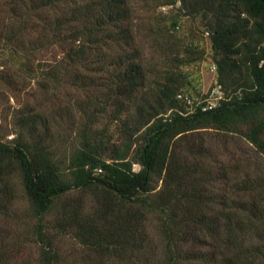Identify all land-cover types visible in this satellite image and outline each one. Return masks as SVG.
Listing matches in <instances>:
<instances>
[{
	"label": "trees",
	"instance_id": "16d2710c",
	"mask_svg": "<svg viewBox=\"0 0 264 264\" xmlns=\"http://www.w3.org/2000/svg\"><path fill=\"white\" fill-rule=\"evenodd\" d=\"M181 2L188 14L201 15L215 85L232 87L216 108L189 114H183L176 93H190L180 67L200 59L196 44L187 41L184 56H166L160 68L155 61L147 70L134 44L130 0L8 2L1 31L8 49L5 65L31 78V53L55 49L60 61L42 76L44 89L51 95L62 86L84 90L86 100L69 103L75 132L66 169L48 148L51 128L41 110L17 118L29 140H0V221L11 228H0V264H253L264 259L260 245L240 248L235 227L264 222L261 190L248 172L240 179L214 155L211 143L214 135L237 134L264 154V0ZM32 16H44L34 38ZM176 23L173 19L172 29ZM107 112L114 127L119 122L113 131L117 142H111V126L99 123ZM18 175L25 200L23 238L17 209L11 210L20 200L13 181ZM152 219L162 244L159 262L147 255Z\"/></svg>",
	"mask_w": 264,
	"mask_h": 264
},
{
	"label": "rangeland",
	"instance_id": "374dc122",
	"mask_svg": "<svg viewBox=\"0 0 264 264\" xmlns=\"http://www.w3.org/2000/svg\"><path fill=\"white\" fill-rule=\"evenodd\" d=\"M8 2L10 0H0V140L4 142H14L16 139L29 140L28 130H24L19 126L17 118L27 110H41L47 114L51 128L46 134L48 148L63 159L62 167L66 169L75 132V128L71 124L73 120L69 112V103L73 101L84 102L86 91L62 86L60 90L53 92L54 95H51L50 90L46 91L44 89L41 83L42 76L49 72L55 63L60 61L59 54L53 53L57 52L55 49H52L53 52H51L50 48L42 47L40 50L31 53L27 61V65L33 70L31 74H34L31 78L24 74L19 77L18 74L14 73V68L5 65L4 55H8V49L1 38V31L3 29V16L6 15L5 10L9 9ZM130 2L135 8L136 15L131 21V28L136 35L134 44L138 46L139 52L143 56L144 67L147 70L153 68L155 61H158V65L155 66L160 68L161 62L166 56L171 58L184 56L186 52L185 45L190 40L196 44L197 51L194 52V55L200 54V59L180 67L187 75V80H189L186 90L190 92L192 98H199L215 86L216 70L208 37L205 33H201L203 27L200 14H188V11L182 8L181 0H175L170 5L164 4V0H130ZM163 5H166V7L162 8ZM43 17L37 19L32 16L30 18V22L36 24L32 31L33 38L37 34V29L43 23ZM173 19H176L178 26L174 29L171 28ZM105 78H108L107 75H103L102 79ZM149 82L153 84L151 77L148 84ZM100 86V91H105V85ZM231 90L232 87L223 90V95L227 96ZM55 95H58V97L56 98ZM104 98L105 94L101 95L96 106L100 108L105 102ZM99 123L102 126L103 124L111 126L112 136L110 139L111 142L116 141L117 136L113 131L118 128L119 122L114 127L111 116L107 112L101 114ZM211 143L212 153L218 158L226 160L240 179L243 176L246 177L245 174L248 172V177L254 181V186L261 190L259 201L264 204V154L258 152L254 146L237 134H228L222 138L214 135L211 138ZM133 168L136 170L138 166L134 164ZM13 181L20 200L15 202L11 210L13 212V209H17L15 215L19 219L16 225L20 228L18 230L23 238L25 230L21 221L26 220L23 217L24 194L19 175L15 176ZM239 218L244 219L245 215L242 214ZM8 223L0 221V228L4 231L11 230ZM235 227L237 228L236 239L241 249L248 247L253 249L258 245L264 249V222H261V220L255 222L250 228L243 226L245 229L237 225ZM148 232L151 241L149 242L150 246L148 245L147 248V255L152 257V261L159 262L162 256V244L157 234L154 219L149 220ZM68 247L69 245H64L66 251H69L70 248ZM25 252H27V249H25ZM253 264H264V259L257 258L253 261Z\"/></svg>",
	"mask_w": 264,
	"mask_h": 264
},
{
	"label": "built area",
	"instance_id": "2783aa9c",
	"mask_svg": "<svg viewBox=\"0 0 264 264\" xmlns=\"http://www.w3.org/2000/svg\"><path fill=\"white\" fill-rule=\"evenodd\" d=\"M163 5L162 8H165ZM176 98L183 102L185 105V112L183 114H189L199 108L201 111L211 110L220 105L222 99L225 98L223 90L220 85H215L199 98H192V96L186 92H177ZM170 112L165 114L168 117Z\"/></svg>",
	"mask_w": 264,
	"mask_h": 264
}]
</instances>
